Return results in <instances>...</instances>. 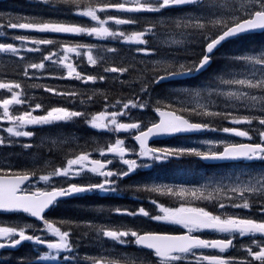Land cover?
I'll use <instances>...</instances> for the list:
<instances>
[{
  "label": "snow or ice",
  "instance_id": "obj_1",
  "mask_svg": "<svg viewBox=\"0 0 264 264\" xmlns=\"http://www.w3.org/2000/svg\"><path fill=\"white\" fill-rule=\"evenodd\" d=\"M29 3L31 15L0 11V40L12 41L0 42V58L17 62V78L0 79V150L20 149L0 155V213L15 218L0 219V250L31 242L34 254L16 258V264H264V0ZM12 30L60 35L9 37ZM66 37L111 41L126 45L128 52ZM161 45L169 48L164 55ZM225 45L235 47L218 58ZM85 60L99 71L88 73L81 67ZM47 62L62 72L48 71ZM149 64L152 70L129 97L114 99L94 87L110 80L123 86L128 82L121 77L136 71V65ZM200 76L205 78L194 86H183L186 78ZM45 77L80 81L94 90L87 95L75 87L26 83ZM35 88L64 103L34 99L29 89ZM97 96L101 110L76 109L80 97L83 106L95 103ZM134 110H150L151 115L138 117ZM77 121L114 139L92 150L87 142L72 145L59 163L40 166L31 141L45 128L58 130ZM205 133L223 138L190 139ZM52 135L41 136V143ZM61 135L57 131L51 144L66 146L75 139ZM164 139L176 142L157 146ZM192 160L217 162L223 170L206 174L184 164ZM140 169L156 174L122 188L123 180ZM178 171L196 179L177 183ZM125 190L154 196L149 201L154 210L141 203L134 210L89 206L79 209V216L48 215L68 199ZM113 214L144 218L156 227L114 224L108 219ZM173 226L179 230H169ZM238 238L245 242L237 245ZM85 240L96 254H81ZM118 248H135L137 258ZM229 250L235 254L228 255Z\"/></svg>",
  "mask_w": 264,
  "mask_h": 264
},
{
  "label": "trees",
  "instance_id": "obj_2",
  "mask_svg": "<svg viewBox=\"0 0 264 264\" xmlns=\"http://www.w3.org/2000/svg\"><path fill=\"white\" fill-rule=\"evenodd\" d=\"M0 11L10 13L12 15H31L33 14V9L29 3V0H0ZM72 19L77 20L79 22H87L86 18H82V17H73ZM3 22L4 21H0V23H3ZM21 34H31V35H36V36H58L60 35V34H44L43 35L41 33H35V32L25 33V31L23 30H12L8 33V36L11 37L13 35H21ZM66 38L70 40H78L84 43H103V44H107L109 47L115 46V47L121 48L122 55H126L128 52V47L126 45L113 44V42H110V41H97L94 38H89V37H66ZM259 39L260 37L256 38L257 42L259 41ZM0 42H12V41L11 39H4V40H0ZM234 47H235L234 45H225L224 48H222L220 52L217 53V57L218 58L222 57L224 54L230 52ZM161 53L162 54L165 53V51L162 48H161ZM29 56H30V59H33V60L38 59V56L31 55V54H29ZM108 59H113V58L109 57ZM76 62L78 61L75 58L74 63ZM217 66H218L217 64H214L213 69H210L209 71L210 72L213 71ZM46 67L48 71L53 72V73L62 72V69H60L58 65L53 64L51 62H47ZM81 67L85 68L88 73H95L96 71H99V69L96 68L95 66H88L86 64V60L81 65ZM152 67H153L152 65H148L147 68H145L143 65H136L135 66L136 71L131 72L121 77V79L128 82L123 86H121L119 82L114 83L110 80L107 84H104L103 82H99L94 87L99 88L101 91L107 92L109 96L114 99H119L122 96L129 97L131 96L133 91L138 90L140 86V78H143L144 76H146L152 70ZM16 73H17V62L8 60L7 58H0V79L17 78ZM206 75L207 74H205V76ZM205 76L188 78L187 84L194 86L200 80L204 79ZM26 83L27 84L38 83V84L54 85V86H59L61 89L75 87L79 91L85 92L87 95H91L92 91L94 90V87L91 84L85 87L84 85L81 84L80 81L60 80V79H53L51 77H45L44 79L35 80V81H27ZM169 86H176V85H166L162 87L169 88ZM157 91H159V89ZM29 94L34 99L43 100V102H45L48 105H57V104L64 103V100L62 97L52 96V94L46 93L43 88L29 89ZM79 99H83V97H80ZM79 99L77 100V103L75 105L77 110L86 109L90 112H95V111L101 110L103 107L102 103L100 102L102 98L99 96L94 98L95 103H88L86 101L83 106L79 104ZM36 114H39V110H37ZM57 131L62 134L61 138L75 137L76 140L71 141V144L66 145V146L58 147L56 145H52L51 139L55 138V133ZM49 133H52L53 135L50 136V138L46 142L42 143L41 145H38L37 148L32 150L33 153L36 154L39 160L40 166H43L42 164H45V162L59 163L62 157H64V155L67 152L72 150V145H83L87 142L88 149L92 150L93 149L92 140L94 137H97L94 129L90 128V126L84 124L82 121H77L75 123L69 122L58 130L45 128L43 132L38 134V136L32 142L36 143L41 136H48ZM9 151L19 152L20 149L16 148V149L1 150L0 155H3ZM23 159H24V156L22 155L20 157V160L23 161ZM207 168H208L207 170L210 172L212 171V168L214 167L210 166ZM121 187L126 188L125 185H122ZM152 198H155V197L148 196V194L142 193V192H134L132 190H125L121 192V196H98V197H90L87 200L68 199V200H65L62 204H60L57 208L49 212L48 215L50 218H67V217H72V216H79V215H82V213L79 212V209L86 208L89 206H93V207L102 206L105 209L114 208V207H126L130 210H134L138 208L139 206H141V203L145 207L147 205H150V202L148 200ZM0 219L14 220L15 218L11 214H8L7 216L0 214ZM24 219L32 221L31 219L27 217H24ZM108 219L114 224L124 223V224H129V225L135 224V225H142V226H147V227H156V225L148 222L144 218H132V217L119 216V215L113 214ZM100 222H104L103 217L101 218ZM85 245H87V247H85ZM33 248H34V245L29 242V243H25L22 247L18 248L17 250L4 251L0 253V264H5V262L6 264H16V258L33 255L34 254ZM104 248L106 249L113 248V246L111 245V243H105ZM121 249H125V248H118L116 249V251H119L122 253H128V254L137 253L136 251L134 252V248H127L126 250H121ZM85 252L89 254H96V247L89 245L87 240H85L83 245L81 246V254H84ZM103 254L108 255V253L106 252ZM113 258H116V257H113ZM138 262L139 260H137V263ZM41 264H51V262L42 261Z\"/></svg>",
  "mask_w": 264,
  "mask_h": 264
},
{
  "label": "rangeland",
  "instance_id": "obj_3",
  "mask_svg": "<svg viewBox=\"0 0 264 264\" xmlns=\"http://www.w3.org/2000/svg\"><path fill=\"white\" fill-rule=\"evenodd\" d=\"M161 39H163V37L161 38ZM163 46H165V47H167L168 48V46L167 45H163ZM164 55V54H163ZM158 58H160V57H154L153 59H158ZM184 86V85H183ZM173 87H177V86H172V87H169V88H173ZM133 115H135V116H139V117H144V116H150L151 115V113L148 111V112H141V111H138V110H134V112H133ZM226 124V123H225ZM98 134H99V137L96 139V137H94L93 138V140L92 141H94V142H96V144H102L104 141L103 140H105L104 138H103V136L106 138V140L107 139H114V137H112V136H110V135H102L100 132H98ZM210 134V136L209 137H211V138H207V137H204V138H199V137H197V136H193V137H190V139H192V140H202V139H214V138H223V136H222V134H217V133H209ZM74 140H76V138L74 139ZM73 141V140H72ZM38 143H37V145H41L42 143H41V141H40V138H39V140L37 141ZM175 143V142H174ZM166 144H170V142H167ZM96 154V153H95ZM187 166H191V164H187ZM223 169H218V170H215L214 172H219V171H222ZM213 173V172H212ZM169 174H172L171 172L169 173ZM153 175H155V173H152V174H146V176L147 177H150V176H153ZM175 175H176V177H177V180H176V182L177 183H180V182H182V181H184V180H191V181H194L195 179H196V177H194L191 173H183V172H175ZM93 182H96V181H93ZM162 202H166V203H169V204H171L172 202L171 201H166V200H163L162 199ZM152 209H153V206L151 207ZM154 210V209H153ZM107 249H109V250H112V248H107ZM41 250H46V249H41ZM106 253H108V252H106ZM109 254V253H108ZM129 256V258H133L132 256H130V255H128Z\"/></svg>",
  "mask_w": 264,
  "mask_h": 264
},
{
  "label": "water",
  "instance_id": "obj_4",
  "mask_svg": "<svg viewBox=\"0 0 264 264\" xmlns=\"http://www.w3.org/2000/svg\"><path fill=\"white\" fill-rule=\"evenodd\" d=\"M208 163H217V162H208Z\"/></svg>",
  "mask_w": 264,
  "mask_h": 264
}]
</instances>
